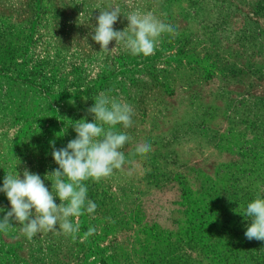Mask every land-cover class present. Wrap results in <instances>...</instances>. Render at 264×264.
I'll list each match as a JSON object with an SVG mask.
<instances>
[{
  "label": "rangeland",
  "instance_id": "374dc122",
  "mask_svg": "<svg viewBox=\"0 0 264 264\" xmlns=\"http://www.w3.org/2000/svg\"><path fill=\"white\" fill-rule=\"evenodd\" d=\"M97 4L120 8L114 30L139 9L176 34L149 56L114 40L105 53ZM101 92L134 109L132 127L117 126L134 163L85 182L97 208L74 236L0 232V264H209L213 251L264 264V241L244 235L247 204L264 198V0H0V187L28 170L51 191L53 143L93 122ZM144 142L152 150L135 154ZM10 210L0 192V219Z\"/></svg>",
  "mask_w": 264,
  "mask_h": 264
},
{
  "label": "clouds",
  "instance_id": "9594fccd",
  "mask_svg": "<svg viewBox=\"0 0 264 264\" xmlns=\"http://www.w3.org/2000/svg\"><path fill=\"white\" fill-rule=\"evenodd\" d=\"M96 8L100 9V14L92 40L105 53L115 48L109 50L108 47L114 40L116 46L122 44L132 55L149 56L156 51L163 34H176L171 24L160 20L151 11L139 9L130 11L125 16L128 26L117 31L113 25L121 14L120 8L104 9L100 4ZM87 111L93 122L84 119L74 122L75 139L60 149H56L53 143L52 158L58 168L45 177L51 181V191L39 174L28 170L23 172V178L17 172L5 175L0 192L6 194L11 210L0 219V232L7 233L15 223L20 225V233L29 241L40 233L74 236L80 229L79 217L92 214L97 208L95 202L88 199L85 182H99L111 177L116 170H123L126 163H134L126 160L121 151L132 137L117 129L118 125L124 129L132 127L133 107L101 92ZM151 150L147 142L135 146V154L140 156H146ZM128 174H132V169ZM55 197L59 198V204ZM244 215L251 221L245 237L264 241V198L258 195L249 202ZM95 232V227H89L85 236Z\"/></svg>",
  "mask_w": 264,
  "mask_h": 264
},
{
  "label": "trees",
  "instance_id": "16d2710c",
  "mask_svg": "<svg viewBox=\"0 0 264 264\" xmlns=\"http://www.w3.org/2000/svg\"><path fill=\"white\" fill-rule=\"evenodd\" d=\"M234 248H236V247H234ZM241 249H243V246H241ZM212 254H213L214 257L209 260V264H227L226 263L227 261H225V259L222 258L221 252L220 253H216V251H213ZM246 255L241 257V258L242 259H245V258L247 259ZM160 260L163 261L162 264H164V260L165 259H160ZM168 262H169V264H179V263L175 262L173 260V258L171 260H169ZM143 264H146V262H143ZM147 264H156V260L155 261H151L150 263L147 262Z\"/></svg>",
  "mask_w": 264,
  "mask_h": 264
}]
</instances>
